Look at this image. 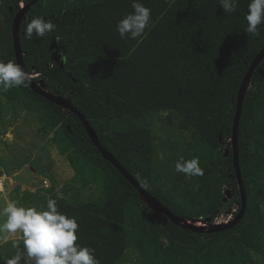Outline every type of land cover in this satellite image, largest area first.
<instances>
[{"label":"trees","instance_id":"obj_1","mask_svg":"<svg viewBox=\"0 0 264 264\" xmlns=\"http://www.w3.org/2000/svg\"><path fill=\"white\" fill-rule=\"evenodd\" d=\"M19 1L0 0L4 62L15 61L10 30ZM140 2L151 9V20L143 36L132 40L116 29L133 11L132 0H37L18 29L23 63L28 73L37 71L45 90L85 117L103 148L173 214L192 221L216 216L238 202L232 123L239 85L264 47V24L258 35L245 31L250 0H238L234 13L224 12L219 0ZM39 16L56 28L43 38H26L27 23ZM53 41L61 47L62 67L53 56ZM21 93L29 97L21 100ZM0 94L41 111L42 129L52 132L51 141L73 169L78 187H98L94 200L68 197L72 184L63 196L50 192L48 200L76 219V243L95 249L99 264H120L129 249L136 255L134 264H245L251 253L264 261V57L250 77L237 126L244 212L233 226L218 231L194 232L148 207L101 156L73 112L29 86ZM161 111L167 119L175 114L193 136L177 149L174 162L198 158L202 176L177 173L165 154L158 164L156 137L146 121ZM226 188L232 197L223 202Z\"/></svg>","mask_w":264,"mask_h":264},{"label":"rangeland","instance_id":"obj_2","mask_svg":"<svg viewBox=\"0 0 264 264\" xmlns=\"http://www.w3.org/2000/svg\"><path fill=\"white\" fill-rule=\"evenodd\" d=\"M5 29V16L0 12V33L3 35V38H0V60L1 55L6 53ZM53 55L61 54L53 51ZM28 97L26 94H20L21 100ZM8 101L0 94V209L6 206L7 202L14 201L18 207L46 210L49 193L63 196L64 187L69 184H72V188L65 193L68 197L77 196L80 200L96 199V184H90L83 189L78 187L74 171L51 141V133L42 129L44 122L40 118L41 111L27 108L21 101ZM166 113L161 111L153 114L146 122L156 137L152 141L157 146L158 164L165 154L175 167L176 162L172 157L177 153V149H182V143L193 140V136L190 129L179 126L175 114H171L167 119ZM226 211L227 209H221L219 215H222L214 222L225 221L228 218L223 215ZM202 225L204 228H210L208 224ZM14 243L19 245V250L23 249L20 232L8 236L7 240L0 238V264H4L16 254L18 249L13 247ZM136 261L134 251L129 249L120 264H134ZM21 264H34V261H29L25 254ZM245 264H264V261L251 253L250 260Z\"/></svg>","mask_w":264,"mask_h":264},{"label":"clouds","instance_id":"obj_3","mask_svg":"<svg viewBox=\"0 0 264 264\" xmlns=\"http://www.w3.org/2000/svg\"><path fill=\"white\" fill-rule=\"evenodd\" d=\"M219 5L224 12L234 13L238 8V0H219ZM23 6L25 5L20 0L19 9ZM132 9L133 11L131 13L118 21L116 29L121 38L127 37L128 39L135 40L142 37L145 29L149 26L151 9L145 7L140 0H132ZM245 20L247 22L245 31L249 34L258 35V26L264 24V0H250ZM55 28L56 25L50 20L46 21L42 16L35 17L27 23L25 36L28 39H31L33 35L43 38L53 32ZM60 50L59 46V54ZM53 51H55V49H53ZM53 56L63 65L60 56ZM29 79L33 84L45 90L36 70H32L28 73L27 71L25 72L14 60H9L7 62L0 60V92H8L10 89L16 87H27L29 86ZM32 79H37V82L34 83ZM41 85L42 87H40ZM64 100L70 108L74 109L69 101L66 99ZM63 108L72 112L71 109L66 107ZM50 133L52 135V132ZM175 171L177 173H183L186 176H202L204 174V170L200 167L198 158H192L190 160H184L181 158L175 163ZM40 183L42 184L41 179ZM147 186V181H145L144 187ZM226 190L230 191L228 188H226ZM230 194V197L226 198V200L231 199V191ZM225 209H227V211L223 215L228 217L225 221L214 222V220L220 217L222 213L220 215L218 213L216 216L206 217L199 221H186L202 227L204 230L209 228H204L202 225L203 223L210 225V227H221L231 221L239 211L240 195H238V202L233 203L229 208ZM78 227L79 226L74 217H68L58 211L54 199H49L47 201L46 210H38L34 207H18L14 201H9L6 206L0 209V238L7 240L8 236L20 232L22 234L23 249L19 250V245L14 243L13 247L18 250L16 254L7 259L4 264H21L25 254L29 261H34V264H99V260L95 258V249L81 246L76 243V231Z\"/></svg>","mask_w":264,"mask_h":264},{"label":"water","instance_id":"obj_4","mask_svg":"<svg viewBox=\"0 0 264 264\" xmlns=\"http://www.w3.org/2000/svg\"><path fill=\"white\" fill-rule=\"evenodd\" d=\"M37 0H31L28 4L21 7L17 10V12L14 14L12 23H11V39H12V47H13V53L15 62L26 72V69L23 64L22 59V51L19 44V34H18V27L20 22L24 19V14L27 11V9L33 5ZM54 45H51V48H55V53L59 51V46L53 41ZM57 56V55H56ZM264 57V47L255 55L254 59L250 63L246 73L243 76V79L239 85L238 92H237V101H236V109L233 117V123H232V134H231V155H232V163L235 173V179L237 182V186L239 189V195H240V209L235 215V217L229 221L227 224L220 226H211L209 229L204 230L202 227L196 226L195 224H191L190 222L182 219L181 217L176 216L173 214L170 210H168L165 206H163L156 198H154L150 193H148L133 177L130 175V173L116 160V158L106 151L103 146L98 142L97 136L95 131L91 128L85 117L77 110L72 109L69 107V105L65 102V100L59 96H56L55 94H52L50 92H47L35 84L31 82L29 79V87L38 95L44 97L48 101H51L59 106L66 107L68 109H71L73 113L77 115V117L80 119L85 131L87 132V135L89 139L92 141L93 145L96 147V149L100 152L101 156L109 161L122 175L123 177L131 184L135 189L138 191L139 195L141 196L142 200L146 203V205L153 210L160 212L168 217V219L171 222H174L176 224H179L183 227H187L188 229L194 231V232H210V231H218L222 228H229L233 226L241 217L244 212L245 208V192L243 189V184L241 181V175L239 171L238 166V158H237V126H238V119L240 114V107L242 100L244 98V95L247 91L248 83L250 80V77L252 73L254 72L255 68L259 64V62ZM60 67H62V63H60ZM42 87V85L40 86ZM228 153V149H225L224 156H226ZM230 191H225V196L223 197V201L226 200V198L230 197Z\"/></svg>","mask_w":264,"mask_h":264},{"label":"flooded vegetation","instance_id":"obj_5","mask_svg":"<svg viewBox=\"0 0 264 264\" xmlns=\"http://www.w3.org/2000/svg\"><path fill=\"white\" fill-rule=\"evenodd\" d=\"M15 14V13H14Z\"/></svg>","mask_w":264,"mask_h":264}]
</instances>
